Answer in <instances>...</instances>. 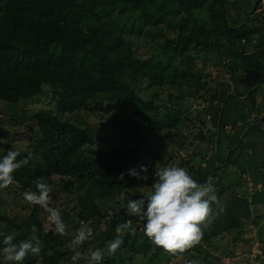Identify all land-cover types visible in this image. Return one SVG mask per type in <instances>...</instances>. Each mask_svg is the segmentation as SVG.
Segmentation results:
<instances>
[{"label":"trees","instance_id":"obj_1","mask_svg":"<svg viewBox=\"0 0 264 264\" xmlns=\"http://www.w3.org/2000/svg\"><path fill=\"white\" fill-rule=\"evenodd\" d=\"M258 1L250 0L247 5L254 6ZM245 7V3L228 0H0V123L11 128H0V140L6 142L7 149L18 150L16 142L27 146L25 151L18 150L17 160L27 158V163L14 170L13 182L20 192H26L36 191L37 181L50 185L54 176L74 180L76 188L70 194L77 196L79 207L75 227L97 213L105 218V227L91 233L88 243L104 248L113 239L122 240L112 259L102 264H131L136 255L148 253V264H162L168 259V251L144 234V221L126 214L120 202L119 194L132 188L138 179L128 174L130 168L139 171L135 149H123L119 147L121 141L116 145L113 143L117 140L109 138L110 149L82 153L92 141L89 132L96 130L86 120L72 116L80 117L88 108L95 113L116 112L111 113L114 118L120 112L129 119L136 107L153 108L136 95L137 80L170 86L177 93L168 96L170 115L163 122L167 128L174 129L187 120L182 109L184 100L208 102L196 121L202 127L211 125L212 130L206 132L212 131V138L215 135L212 143L217 156L205 154L196 165L183 163L197 182L210 184L221 166H238L246 150L253 161L261 159L262 168L264 149L257 157L254 150L260 145L252 139L257 138L258 130L264 133V121L249 119L257 109V88L264 84V14L250 16ZM140 46L155 53H139ZM207 52L233 59L231 84L220 81L214 82V89L208 87L202 74L185 59L187 55L195 57ZM38 97L48 99L52 107L29 116L17 111L21 104ZM111 106L117 111H111ZM140 124L150 128L144 122ZM230 125H239L237 135L226 132ZM129 126L140 125L128 122ZM202 127L199 140L205 139ZM126 129L124 125L118 128L120 132H130ZM240 135L245 136V142L237 141ZM226 151H230L227 156ZM248 163L240 164L243 172H247ZM223 179L219 176L218 186H222ZM262 181L258 176L254 178L255 185ZM214 191L217 201L211 204L212 211L200 225L201 239L183 252H171L173 257L198 251L206 258L216 236L230 234L235 241L244 236L241 220L249 219L248 201L234 187L223 200L224 191ZM258 193L262 196H251L255 205L264 203V184ZM115 194L118 201L101 211L97 203ZM4 205L0 196V208ZM36 207L18 203L11 207L10 215L0 214V225L6 230L0 234V241L9 234L14 243L38 238L40 252L29 253L22 262L14 263L88 264L87 244H71L70 239L46 230ZM125 222L135 230L117 232V225ZM260 241L264 242V238ZM0 262L11 261L0 255Z\"/></svg>","mask_w":264,"mask_h":264},{"label":"rangeland","instance_id":"obj_2","mask_svg":"<svg viewBox=\"0 0 264 264\" xmlns=\"http://www.w3.org/2000/svg\"><path fill=\"white\" fill-rule=\"evenodd\" d=\"M248 1L250 0H228V2H239L245 3L246 9L249 11L250 16H254L256 14H264V0L258 1V4L254 6H248ZM169 31V30H168ZM245 48V47H244ZM244 49L243 51H245ZM139 53L150 52L147 47L140 46L138 47ZM150 53H155L152 50ZM194 55V53L192 52ZM187 55L185 59L189 61L191 68L195 69L197 72H200L202 76L206 79L207 86L212 87L214 89V82H230L231 69H233V59L230 57H220L216 55L214 52H207L205 55L199 54L195 57ZM212 89V90H213ZM239 90V88H238ZM236 91V94L238 92ZM259 90L256 95L255 108H257L250 116V121L261 120L264 121V84L261 88H257ZM185 91V90H184ZM240 92H244V89L240 88ZM135 92L136 95L143 100V102H150L152 109H143L142 107L134 108V113L129 115V119L125 118L122 113L117 112L118 117L115 118L112 116L110 112L105 113L104 111L91 112L90 109L84 108L81 112L80 117L72 116V119L80 118L83 121L89 122L90 126H93V130L95 132L90 131L89 135L92 138V141L84 146L82 149V153L90 155L92 152H99L110 149L112 144L108 141L109 138L112 142L117 140L116 143H120L119 147L126 149L127 147H131L135 149L136 158L140 165H146L147 171L141 172V177L137 179L136 183L133 187H129L122 191L120 196V202L126 204L128 199L135 200L138 196L147 194L150 192L151 184L155 182L156 177L154 175L156 170V165L159 166H180L185 167L184 162H187L189 165H196L195 163L202 161V157L207 154V157L217 156V152H215V148H213L214 144L212 140L215 141V135L212 138V131L206 132V130H212V127L209 123H206V127L200 126L196 121V116L198 112L203 108L208 102L202 100H197L193 98H188L184 100L182 103V109L185 110L184 116H186L187 120L184 119L179 125H177L174 129H170L164 126V120L169 115V101L168 96H172V94H176V90L170 86H160L155 84H150L148 81L144 79L137 80L135 83ZM235 92V91H234ZM238 95V94H237ZM48 98V96L46 97ZM44 97H38L34 100H31L27 103L21 104L17 111L23 113L25 116L31 115L34 111H38L41 109H50L52 106L50 105L48 99ZM107 106L106 103L104 104ZM104 107V108H105ZM93 108V107H92ZM117 111L115 106H111V111ZM23 109V110H22ZM103 114V115H102ZM168 115V116H167ZM206 120L211 122V118L207 116ZM3 118H1L2 120ZM128 122L131 124H138V126H129L127 127ZM144 122L145 125H149V129H145L143 125L140 123ZM122 123V124H121ZM212 123V122H211ZM262 125L264 123H261ZM124 125L126 130L130 131L127 133L120 132L118 128ZM230 126H234V128H230ZM226 127V132L233 135L238 134L237 127L239 125H230ZM7 128L10 130L11 128L4 123H0V128ZM200 127H202V136L205 137L204 140H199V131ZM104 129V130H103ZM118 135V137H116ZM21 136H23L21 134ZM244 135H240L237 139L238 142L244 141ZM246 137L245 140H247ZM260 145L254 150V154L257 157H260L262 154L261 149H264V133L261 130H258V136L255 140ZM245 142V141H244ZM6 142L0 140V155L4 154L8 149L6 147ZM17 144V145H16ZM14 147L19 151H25L27 146L23 142H16ZM224 145V144H223ZM236 148V147H235ZM234 150V149H233ZM201 152V155L199 154ZM230 151H226L225 153H229ZM249 150L242 152L241 154L244 157L238 160V155L235 156L234 160H238V166H234L233 164L221 166L220 171H218V176L214 177L213 180L210 181V184L213 190L222 189L224 194L221 196V200L226 198V192L231 190V188H236V192L241 198H245L249 203L250 215L249 219H242V225L245 227V234L240 240L234 239V237L230 234H222L218 235L212 240L211 248L212 250L207 251L208 255L204 258V254L198 251H193L189 253L188 256L181 255L178 257H173L171 252H167L166 255L168 259H165L162 264H187L189 260H196V258H200V264H251L253 262L251 257L256 256V254H264V242H261V237L264 238V203L254 204L252 201L253 194H255L257 186H255L254 178L259 177L264 179V165L260 170L261 159L256 158L257 161H253L254 157H252L249 153ZM215 154V155H213ZM249 161L247 166V172H243L240 168V164ZM253 164V165H252ZM205 166L204 168H206ZM223 170V171H221ZM219 176L223 177L222 186L217 185V180ZM238 176H240L238 178ZM235 183H238L239 186H235ZM264 184V182H263ZM76 188V183L74 180L69 178H60L54 176L52 178V183L49 185L50 199L48 201L49 208L57 209L65 224V230L63 233L57 232L55 230L54 224L50 220V215L47 209L37 205L36 211L39 215V220L41 221L43 227L46 230H51L53 233L60 234L63 238L70 239L71 244L83 245L87 244L86 249V257L87 259L90 256L91 251L95 250L96 247L90 245L89 239L93 234L89 235L88 238L82 242L77 243L75 240V236L77 235V231L81 228H91L92 232H95L97 229H103L105 227V218L98 215L97 213L92 215L89 219L85 220V222H81L79 227H75L74 216L78 213V205L76 202L77 196L75 194H70L72 188ZM25 192H20L17 189V185L15 182L12 183L3 189H0V196L3 201L6 202V205L0 208V214H11L12 209L18 203L30 204L32 203L26 201L24 199ZM119 196L117 194L112 195L108 198V200H101L97 203L100 206L101 211H105L106 207L111 205L114 201L115 203L118 201ZM262 196V194L257 193L256 198ZM264 199V197H263ZM110 200V201H109ZM109 201V202H108ZM116 211H118V205L116 206ZM2 212V213H1ZM137 217V216H135ZM141 220L140 218H138ZM6 230L0 225V234L5 233ZM247 236V237H246ZM70 244V245H71ZM151 245L152 242H149ZM105 247V246H104ZM119 247L114 252L118 251ZM114 253H105L104 259L111 260ZM2 255V254H0ZM148 254H138L134 257L131 264H148L147 256ZM116 258V257H115ZM204 258V259H203ZM114 259V258H113ZM260 262V264H264L263 259L257 258L254 262ZM257 263V262H256ZM3 264H16L13 261L4 262Z\"/></svg>","mask_w":264,"mask_h":264},{"label":"clouds","instance_id":"obj_3","mask_svg":"<svg viewBox=\"0 0 264 264\" xmlns=\"http://www.w3.org/2000/svg\"><path fill=\"white\" fill-rule=\"evenodd\" d=\"M214 147L216 152V145ZM19 155V151L13 148L0 155V189L8 187L14 179V170L27 163V158L17 160ZM201 166L204 167V163H201ZM146 171L147 166L140 165L139 171L135 167L130 168L128 174L138 179L146 178L140 176L141 172ZM154 175L156 180L151 184L152 190L150 189L147 196L135 200L128 199L124 210L126 214L137 216L144 221V234L154 244L169 252H183L201 239L200 225L212 211L211 204L217 201L216 193L211 184L197 182L185 168L180 166L156 165ZM263 182L264 179L262 184L255 185L257 186L255 194L262 191ZM35 188L36 191H26L23 194L24 199L47 209L55 230L63 233L65 224L60 212L55 208L48 207L49 185L37 181ZM31 230L34 233L36 226L33 225ZM122 230L134 231L135 229L125 222L116 227L117 232ZM91 232V228L79 229L75 236L76 242L86 240ZM13 239V236L9 234L0 241V244L3 245L0 247L3 260L22 262L29 253L38 254L40 252L38 238L35 236L18 243H14ZM121 243L122 240L116 238L109 241L104 248H96L91 251L88 264H102L105 253H114ZM258 257L263 259L262 252L251 257L253 260L251 264H260L258 261L254 262ZM187 264H199V261L189 260Z\"/></svg>","mask_w":264,"mask_h":264},{"label":"crops","instance_id":"obj_4","mask_svg":"<svg viewBox=\"0 0 264 264\" xmlns=\"http://www.w3.org/2000/svg\"><path fill=\"white\" fill-rule=\"evenodd\" d=\"M254 140H255V138H254ZM226 156H227V153H226ZM262 168H260V170H261ZM247 237V236H246ZM263 257H264V254H263Z\"/></svg>","mask_w":264,"mask_h":264}]
</instances>
